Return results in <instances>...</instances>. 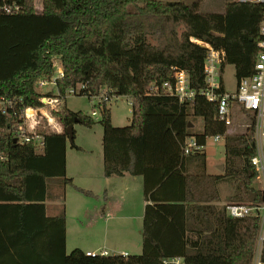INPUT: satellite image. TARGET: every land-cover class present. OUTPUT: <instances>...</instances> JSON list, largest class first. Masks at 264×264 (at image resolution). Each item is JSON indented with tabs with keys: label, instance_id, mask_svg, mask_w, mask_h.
Segmentation results:
<instances>
[{
	"label": "trees",
	"instance_id": "16d2710c",
	"mask_svg": "<svg viewBox=\"0 0 264 264\" xmlns=\"http://www.w3.org/2000/svg\"><path fill=\"white\" fill-rule=\"evenodd\" d=\"M11 1L0 0V5ZM137 1L138 12L132 13L127 5ZM15 2L21 6L17 12L0 9V96L40 103L35 81L52 74L53 56L63 68L56 79L60 93L83 83V94L101 86L127 94L128 124L113 125L108 105L100 107L103 173L141 174L143 197L152 202L143 211L140 253L87 254L80 247L67 253L65 211L46 213L47 182H68L93 195L65 175V128L75 118L88 126L94 120L64 105L54 112L62 130L46 133L37 151L32 143L13 140L17 117L0 116V264H163V257L173 255L182 256L184 264H250L257 219L226 215L223 205L210 201L215 193L194 184L230 179L231 200L258 199L250 133L226 132L215 104L201 94L180 102L174 95L145 90L152 81L170 78L172 66L188 71L191 86L204 87L207 47L200 42L222 49V68L232 63L237 79L250 74L261 37L262 3L226 0L224 11L217 12L201 10V0H41L40 11L34 0ZM194 116L203 121L197 133L190 132ZM216 133L224 139V169L207 174L205 153L184 154L182 148L189 135L204 144ZM193 160L196 171L189 172L184 162Z\"/></svg>",
	"mask_w": 264,
	"mask_h": 264
},
{
	"label": "built area",
	"instance_id": "2783aa9c",
	"mask_svg": "<svg viewBox=\"0 0 264 264\" xmlns=\"http://www.w3.org/2000/svg\"><path fill=\"white\" fill-rule=\"evenodd\" d=\"M249 1L262 3L263 14L258 25L261 37L257 42L258 49L253 71L237 79L234 90L229 91L224 87L222 79L224 51L214 48L208 43L200 42L207 47L203 62L204 87L197 89L191 86L188 71L184 68L172 66L170 78L160 83L152 81L147 86L145 93H167L174 95L180 102L191 100L195 95L201 94L208 101L215 104L216 115L218 119L224 122L226 132L229 131V127L233 122V113L240 110L246 115L244 125L247 132L250 133L254 148L250 162L256 169L254 179L260 182L257 187L260 190V197L255 200H228L223 204V208L225 214L231 217L249 216L257 219V230L250 264H264V0ZM20 7L15 0L0 5V9L6 13L17 12ZM35 9L36 11L41 10L36 5ZM52 66L54 67L52 74L49 76L41 75L35 81L40 103L25 104L21 96H0V116L18 118L17 123L12 128L15 141L32 143L37 151H42L46 133L62 130V126L54 112L59 111L64 106L65 97L68 94L81 93L82 87H84L83 83H78L69 86L63 93H60L56 88V79L63 75V68L60 61L55 62L53 57ZM47 84H52L54 89L52 90V87L45 88ZM117 95L120 94H117L116 90L103 86L97 92L88 96L95 99L96 105L101 107L103 103L109 102ZM95 113L96 110L92 109L91 114ZM42 117L46 118L44 122L38 119ZM222 137V134H213L215 140ZM201 147L202 144L196 141L195 136L189 135L184 140L182 151L186 154L200 150ZM1 158H4L3 154H1ZM85 252L87 254L96 253V251L91 250ZM99 253L106 254L108 252L106 249H101ZM162 262L163 264H184V259L182 256L173 255L163 257Z\"/></svg>",
	"mask_w": 264,
	"mask_h": 264
},
{
	"label": "rangeland",
	"instance_id": "374dc122",
	"mask_svg": "<svg viewBox=\"0 0 264 264\" xmlns=\"http://www.w3.org/2000/svg\"><path fill=\"white\" fill-rule=\"evenodd\" d=\"M187 3L193 0H183ZM226 0H201L200 2V9L203 11H217L222 12L224 11V4ZM34 4L37 8H41V0H35ZM141 4V1L131 2L127 5V8L132 13H137L138 5ZM183 28L182 24L177 27L178 32L181 31ZM147 39L151 43H156V38L154 35L147 34ZM197 41V40H195ZM53 60L55 62H59L57 56H53ZM222 79L224 82V87L226 90L232 91L234 90L237 82V77L235 75V68L232 63H225L223 70H222ZM52 87V84H47L45 88ZM103 87V86H101ZM65 105L68 109L72 111L81 110L86 115H89L93 118L94 122L88 126L86 124L80 123L79 121L73 122V140L69 141L68 138L66 140V160H67V169H66V177H69L77 183L79 180V173L82 172V169H86L88 162L93 161L95 163V159L97 157V152L100 149L99 145L102 138L103 128L100 123V107L96 105L95 99H92L86 94L83 93H76V94H68L65 97ZM110 109V116L111 122L113 125L122 126L129 123V118L131 117L130 106L131 103L127 94H120L116 97L112 98L109 102L106 103ZM95 109L96 113L91 114V110ZM41 122L46 120L45 117L38 118ZM192 125L190 126L191 133H197L202 130L203 121L200 116L191 117ZM246 121V115L242 111H237L233 113V122L229 127V133H236V132H246V128L244 122ZM58 124V122H56ZM72 143L74 145H72ZM223 139L215 140L213 135H208L206 137L205 143L201 147V150L206 155V162L209 167V170L213 173H222L223 168L219 169L216 166L220 160L224 158V146H223ZM224 163V162H223ZM85 165V167H84ZM74 183V182H73ZM75 184V183H74ZM260 182L258 180H253V185L258 187ZM209 190L211 194H216L217 198L212 199L213 202L217 206H222L226 201L231 200V194L234 189V183L230 179L219 180L215 182L212 186L207 183H202V188ZM206 191V192H207ZM76 192L75 188L68 182L63 181H48L47 182V206L48 211L50 212L54 208L58 213L62 208L65 211V218H68V241L66 247V252H70V250L74 247H86L89 245H93L96 250L102 248V246H106L108 251L111 253L112 248L110 245L105 244L102 240L103 237H96L89 235L90 227H86L84 225L86 220L94 216L95 212L99 213V210L102 212L104 208L102 202L99 203L98 198L96 195H86L89 197V200H84L79 197ZM102 194V193H101ZM100 194V195H101ZM141 195V191H137V187H131L130 191H125V203L123 205V209L119 210V213H123V215L129 214V219L127 220H119L115 225L116 228H119L122 233H120L121 237H115L109 239V243L115 244V251H119L120 248L126 247L125 240L123 236L128 237L126 233L130 231V238L131 240H138L139 238L137 235L138 228H141V218H136L133 216L134 214H138L141 212V205L138 204V199ZM204 193L203 198H208L209 196H205ZM56 198L54 202H50L51 199ZM112 198V197H111ZM97 200V201H95ZM95 201V202H94ZM85 212V214H84ZM102 222V220H101ZM83 227L80 228L79 225ZM103 224V223H101ZM135 232V233H134ZM82 234V235H80ZM136 234L134 237L133 235ZM117 235V234H115ZM72 237L71 241L75 239L76 243H71L70 238ZM138 242V241H136ZM140 248L136 250H132V253H140L141 252V243L139 244ZM80 247V248H81ZM105 247V248H106Z\"/></svg>",
	"mask_w": 264,
	"mask_h": 264
},
{
	"label": "crops",
	"instance_id": "0c3cea01",
	"mask_svg": "<svg viewBox=\"0 0 264 264\" xmlns=\"http://www.w3.org/2000/svg\"><path fill=\"white\" fill-rule=\"evenodd\" d=\"M126 95V94H125ZM65 105V104H64ZM130 111H131V106H130ZM131 117L129 118V122H130ZM190 125V124H189ZM192 125V123H191ZM221 139V138H220ZM223 139V137H222ZM101 142H102V138H101ZM100 142V149L98 150V154L97 157L95 159V163L94 160L88 162V165L86 167V169H82V172H78L79 175V180L77 182H75L73 180V182L78 185L81 186L85 189H89L92 191L93 195H96L98 198L99 203L102 202L103 205V209L102 212L99 210V213L94 214L93 217H91V219L89 220V218L86 220L87 222L84 223V225L86 227H90V231H89V235L91 236H96V237H103V242L105 244L110 245L112 248V252L111 253H124V254H131L132 250H136L139 249L140 246L139 244L141 243V249H142V241H141V229H142V222H143V211H144V207L146 203H151L152 200L151 199H145L143 197V176L141 174H131L127 171L123 172L122 174H110V175H105L103 173V149H102V144ZM223 144H224V139H223ZM203 146V144H202ZM224 146V145H223ZM201 150V148H200ZM65 157H66V148H65ZM65 165H66V169H67V160H65ZM224 162V158L222 160H220L218 163H216V166L221 169L222 165ZM185 167L187 168V170L190 172L196 171V165L193 161H185L184 162ZM85 167V165H84ZM204 172L205 173H212L209 170V167L207 165L206 162V155H205V164H204ZM214 174V172H213ZM195 184V188H197L198 190L202 188V183L198 182V183H194ZM135 186L137 187V191H141V197H139L138 199V204L141 205V212L139 211L138 214H134L133 216H135L136 218H141V228L139 226L138 228V232L137 235L139 238L138 240H131L132 238H130V231H128L126 233V235L128 237H125V235L123 236V239L125 240L126 244L123 248H120L119 251H115L117 248H115V244L109 243V239L114 238L115 237H121L120 233H122L123 231H121L119 228H116V223L119 220H128L129 219V214L123 215V213H119L120 209H123V205L125 203V191H130L131 187ZM76 190V189H75ZM76 192H78V196L81 197L84 200H89L86 195H83L82 192L76 190ZM102 193V194H101ZM101 194V195H100ZM90 196V195H89ZM92 196V195H91ZM112 197V198H111ZM47 197L45 198L44 202L46 205V213L48 215H55L57 214L56 209L54 208L53 210H51L50 212L48 211V204H47ZM56 198H53L50 200V202H54ZM97 201V200H95ZM94 201V202H95ZM211 202H213V200H210ZM85 214V212H84ZM102 220V222H101ZM68 218H65V245L67 246V241H68ZM103 223V224H101ZM116 224V225H115ZM80 228L83 227L82 225H79ZM135 233V232H134ZM117 234V235H115ZM82 235V234H80ZM136 234L133 235V237ZM83 236V235H82ZM72 237L70 238V242L71 243H76L73 242L75 241V239H73L71 241ZM138 241V242H136ZM93 245H89L86 247H81V249H83L84 251L87 250H91V251H96L99 252L101 251V249H106L108 253H110L107 249L106 246H102V248H100L99 250H96L95 247H92ZM106 247V248H105ZM66 249V247H65ZM132 249V250H131Z\"/></svg>",
	"mask_w": 264,
	"mask_h": 264
},
{
	"label": "water",
	"instance_id": "95a60500",
	"mask_svg": "<svg viewBox=\"0 0 264 264\" xmlns=\"http://www.w3.org/2000/svg\"><path fill=\"white\" fill-rule=\"evenodd\" d=\"M75 121H77V118H75ZM188 124H190V121L188 122ZM65 130H66V133H67V138H68V140L69 141H72L73 140V123H70V124H68L67 126H66V128H65ZM13 140L15 141V138H13ZM224 166L222 165V168H223Z\"/></svg>",
	"mask_w": 264,
	"mask_h": 264
},
{
	"label": "bare ground",
	"instance_id": "6f19581e",
	"mask_svg": "<svg viewBox=\"0 0 264 264\" xmlns=\"http://www.w3.org/2000/svg\"><path fill=\"white\" fill-rule=\"evenodd\" d=\"M192 40H196V39H192Z\"/></svg>",
	"mask_w": 264,
	"mask_h": 264
}]
</instances>
